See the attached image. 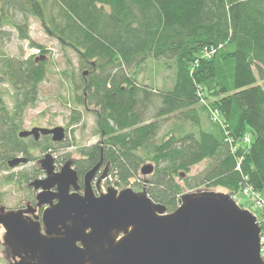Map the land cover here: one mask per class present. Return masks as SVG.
I'll list each match as a JSON object with an SVG mask.
<instances>
[{"label": "trees", "instance_id": "obj_1", "mask_svg": "<svg viewBox=\"0 0 264 264\" xmlns=\"http://www.w3.org/2000/svg\"><path fill=\"white\" fill-rule=\"evenodd\" d=\"M32 19L67 56L63 75L78 79L68 127L90 110L104 136L75 145L81 177L103 158L116 187L146 188L168 213L178 209L184 187L233 198L264 191V0H0V173L28 154L24 117L51 72V52L30 36ZM4 28L28 44L29 57L5 52ZM150 63L172 71L171 86L158 89L155 75L151 85L140 81ZM149 164L154 172L144 177ZM41 176L34 169L5 182L28 186Z\"/></svg>", "mask_w": 264, "mask_h": 264}, {"label": "water", "instance_id": "obj_2", "mask_svg": "<svg viewBox=\"0 0 264 264\" xmlns=\"http://www.w3.org/2000/svg\"><path fill=\"white\" fill-rule=\"evenodd\" d=\"M64 132L62 127L34 129L20 137L54 135L55 142H62ZM27 163L16 158L8 166ZM40 164L46 178L28 187L40 191L39 207L49 206L42 222L27 217L29 210L0 208L11 264H264L258 218L228 193L183 194L178 209L168 213L146 188L109 187L97 196L92 182L103 158L84 176L83 195L77 194L79 176L72 160L60 172H55L51 156ZM153 172L151 164L141 170L144 177ZM107 176L108 167L98 185Z\"/></svg>", "mask_w": 264, "mask_h": 264}, {"label": "rangeland", "instance_id": "obj_3", "mask_svg": "<svg viewBox=\"0 0 264 264\" xmlns=\"http://www.w3.org/2000/svg\"><path fill=\"white\" fill-rule=\"evenodd\" d=\"M30 27V36L31 38L41 46L46 47L50 52V58L52 61L51 72L48 74L46 81L40 86V96L39 103L35 109L29 110L23 122L22 129L24 131H29L33 127H41V128H58V127H67L70 119V115L74 109H77V106L73 103V89L74 83H78V79L73 80L71 77L64 76L63 73L65 70H68L67 65V56L62 50L59 43L51 39L47 36L41 24L37 20H31ZM10 35V41L6 42L4 46L5 52L12 57H21L24 55L25 58L31 55V52L28 48L27 43H21L17 39V34L11 32L12 30L8 28H4ZM68 57L73 61L72 67L74 69H79V64L74 54H69ZM70 69V68H69ZM150 70V71H149ZM161 68L157 63H150L149 67L145 70L144 75L140 77V81L151 85L150 75H155V85L158 89L166 86H171V80L173 77V73L171 70H163L159 71ZM8 108L13 109V100L11 96L5 97ZM81 109V108H79ZM212 118L214 122H217L215 113L212 112ZM222 120V118H220ZM219 119V120H220ZM97 121L96 118L91 114L84 115V120L81 125L76 128H72L71 130L74 132L69 133L70 139H73L75 136V145L79 146H92L98 143L99 139L97 137ZM245 143H250L246 142ZM251 141V140H250ZM76 147L74 146V149ZM74 151L73 149L71 152ZM76 151V150H75ZM41 153H36V160L29 163L24 167H17L15 169H10V171H2L0 173V203L7 209L14 210L17 207L21 206L22 203H25L26 200L30 199L33 194L32 189L27 190V185L19 186L15 183L5 182V177L13 174H21V173H31L33 172L32 167L38 168V161L42 158ZM78 153L74 152L72 154V159H79ZM205 164L202 163L198 167L192 169L191 175H196L200 173ZM42 177V176H41ZM37 179H40L37 178ZM114 178L109 175L108 179L105 180L101 184L100 189H96L98 192H106L107 188L114 187L118 191H122L126 188H118L114 184ZM183 184V183H182ZM135 192H142L139 187L131 186ZM99 190V191H98ZM210 190L206 186H201L198 188L188 189L184 187V194L200 192ZM211 191L227 193L224 190L219 189H211ZM235 198L236 203L241 206L244 210L251 212L256 217L262 214V209L259 207L260 205H264V191L258 194L257 199L252 196L245 195L243 193H239ZM5 230L2 226H0V264H11L12 263V255L9 252L8 248L5 247L4 242Z\"/></svg>", "mask_w": 264, "mask_h": 264}, {"label": "flooded vegetation", "instance_id": "obj_4", "mask_svg": "<svg viewBox=\"0 0 264 264\" xmlns=\"http://www.w3.org/2000/svg\"><path fill=\"white\" fill-rule=\"evenodd\" d=\"M83 114V120H84V115H88V114H91V115H93L94 117H95V115L93 114V111H90V110H87L86 112H83L82 113ZM70 120V119H69ZM70 123V122H69ZM68 123V124H69ZM79 125H74V126H71L70 128L68 127V125H67V127L65 128L64 127V130H65V132H64V135H65V137H64V140L62 141V142H55L54 140H53V138H54V135H43V134H40L39 136H38V139H36V137L35 136H29V137H27V138H23V139H26L28 142H29V144H30V147H29V152H28V154L27 155H24V154H19V155H16L15 157H14V159H16V158H22V159H27L28 160V163L27 164H22V165H20L19 167H24V166H26V165H28L29 163H31L30 162V159H35L36 160V157H35V154L36 153H41L40 155H41V157L40 158H42L41 160H39L38 161V168H36L35 166L34 167H32V169L34 170H37V171H39V172H41L42 173V177H40V179H37V180H43V179H45L46 178V174H45V172H44V170H43V168H42V165L40 164V161H42V160H44V158L46 157V156H51L52 158H53V160H54V167H55V172H60L61 171V169H62V167L66 164V162H68V161H70V160H72L73 162H74V169L76 170V162H77V160H79V159H77V160H75V159H72V154H74V152L76 153L77 152V149L75 148L74 149V146H75V144H76V141L74 140L75 139V136H74V138L73 139H70V137H69V133H70V130L72 129V128H76V127H78ZM96 127H97V131H98V125L96 124ZM63 128V127H62ZM34 129H40V130H53V129H55V128H53V129H48V128H41V127H33V128H31L29 131H32V130H34ZM71 132H73L72 130H71ZM72 134H74V132L72 133ZM97 137H98V139H99V141H98V143L99 142H102L103 141V137L104 136H101L100 134H98V132H97ZM74 145V146H68V145ZM97 144V143H96ZM96 144H94V145H96ZM60 145H62V146H65V147H63V148H60ZM93 146V145H92ZM82 147H90V146H82ZM74 150V151H72L71 152V150ZM76 150V151H75ZM78 155V154H77ZM9 167V166H8ZM108 167V176H107V178L105 179V180H107L108 179V177H109V175H110V165L109 164H107V165H104V163L102 164V166H101V168H100V170L98 171V173H97V175H96V177H95V179L93 180V182H92V187H93V190H94V192H95V194L97 195V196H99L101 193H103V192H96L97 190L96 189H100V187H101V184L103 183V182H105V180H103L101 183H100V185H98V181H99V179L101 178V176H102V174H103V172H104V170L106 169ZM17 168V167H16ZM9 169H11V168H9ZM15 169V168H14ZM76 172L78 173V171L76 170ZM85 175H86V173H85ZM84 175V176H85ZM78 176H79V186H80V189H79V191L77 192V194H79V195H83L84 194V184H83V179H84V176L83 177H81L80 175H79V173H78ZM36 181V180H35ZM29 185V184H28ZM28 187V186H27ZM29 188V187H28ZM30 190L32 189V188H29ZM108 189V188H107ZM32 191H33V194L31 195V197H30V199H28V200H26L25 201V203H22V205L21 206H19V207H17L16 209H14V210H11V209H7V208H5L4 206H2L1 205V203H0V208H5L6 209V211H23V210H29L30 211V213L29 214H27V217H29V218H31V219H33V220H35V221H39V222H42V217H43V214H44V211L49 207V206H43V207H39L38 206V202H37V200H36V197H37V195H38V193L40 192V191H36V190H34V189H32ZM54 192L56 191L55 189L53 190ZM99 191V190H98ZM107 191V190H106ZM105 193V192H104ZM1 202V201H0Z\"/></svg>", "mask_w": 264, "mask_h": 264}, {"label": "built area", "instance_id": "obj_5", "mask_svg": "<svg viewBox=\"0 0 264 264\" xmlns=\"http://www.w3.org/2000/svg\"><path fill=\"white\" fill-rule=\"evenodd\" d=\"M36 54L38 51L35 52ZM216 119H217V114L215 113ZM249 191H246L245 194H248ZM261 242H262V256L264 258V237L261 236Z\"/></svg>", "mask_w": 264, "mask_h": 264}]
</instances>
